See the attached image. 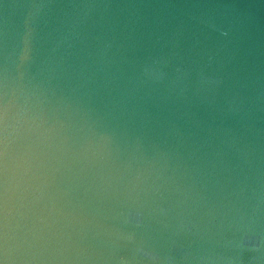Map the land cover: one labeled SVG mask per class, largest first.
Returning a JSON list of instances; mask_svg holds the SVG:
<instances>
[{
	"label": "water",
	"instance_id": "water-1",
	"mask_svg": "<svg viewBox=\"0 0 264 264\" xmlns=\"http://www.w3.org/2000/svg\"><path fill=\"white\" fill-rule=\"evenodd\" d=\"M0 264H264V0H0Z\"/></svg>",
	"mask_w": 264,
	"mask_h": 264
}]
</instances>
